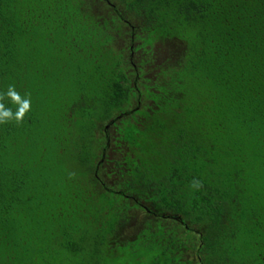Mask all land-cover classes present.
Wrapping results in <instances>:
<instances>
[{"label": "trees", "instance_id": "trees-1", "mask_svg": "<svg viewBox=\"0 0 264 264\" xmlns=\"http://www.w3.org/2000/svg\"><path fill=\"white\" fill-rule=\"evenodd\" d=\"M9 86L0 264H264V0H0Z\"/></svg>", "mask_w": 264, "mask_h": 264}, {"label": "clouds", "instance_id": "clouds-1", "mask_svg": "<svg viewBox=\"0 0 264 264\" xmlns=\"http://www.w3.org/2000/svg\"><path fill=\"white\" fill-rule=\"evenodd\" d=\"M10 100L18 105L16 111L6 108L3 103H0V123H5L8 120L15 119L17 122L21 121L25 114L30 110L31 101L29 98H21L20 94L12 87L9 86L6 93H4ZM194 189H199L201 184L199 181L194 180L191 184Z\"/></svg>", "mask_w": 264, "mask_h": 264}]
</instances>
